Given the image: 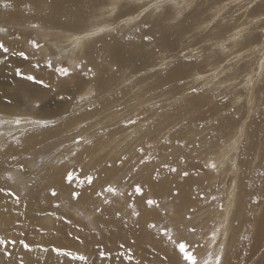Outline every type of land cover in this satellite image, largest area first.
Instances as JSON below:
<instances>
[{"label": "rangeland", "instance_id": "rangeland-1", "mask_svg": "<svg viewBox=\"0 0 264 264\" xmlns=\"http://www.w3.org/2000/svg\"><path fill=\"white\" fill-rule=\"evenodd\" d=\"M164 1L159 0L156 10L151 5L157 4L158 0L145 3L131 16H138L134 23L130 22L131 25L122 24L127 17L112 23L114 30H108L111 37L105 30L102 35H80L79 39L86 35L87 39L85 37L82 41L88 40L91 45L85 44L77 56L67 44L51 40L43 30L21 32L20 27L1 25L3 22H0V27L7 29L0 32V41L9 39L12 46L23 45H20L21 49L33 57L39 67L42 65L44 69L51 70L49 77L55 78L53 83L58 85L53 87L52 79L44 84L38 83L48 97L31 102L27 95L24 104V94L18 106L14 107L30 119L39 118L35 110L39 111L43 106L53 114L64 110L72 112L67 117L63 113L54 116L47 124L36 120L37 126L21 128L7 137L3 130L9 120L0 117V137H3L0 155L14 152V161L18 162L10 164L2 178L23 200V208L17 204L11 206L14 213L8 212L11 200L3 205L4 208L6 205L9 218L16 215V224L8 229V238H3L18 241L15 246L0 245V264H21V261L24 264H85L71 257L58 256L51 251L53 246L87 255V264H133L134 256H139L137 251L144 246L149 250L152 245L159 246L160 252H164L162 258L153 264H188L183 260L178 245L192 240L200 242L199 247L189 249L196 255L198 264H205V261L214 264L215 261L211 260L218 255L219 243L223 248H230L228 252L227 247L224 249L226 259L230 262L234 259V264H244L256 231L262 226L264 229V69L255 67L253 58L257 60L259 56L237 57L241 56L245 42L261 32L252 19L264 14V0H221L215 6L212 5L215 0H194L193 5L185 8L180 16L172 1ZM223 5L227 8L218 13L209 10ZM194 12H203L195 22L191 19ZM105 18L101 23L109 27ZM0 20L3 21L2 18ZM203 21L210 22L203 27L200 25ZM185 24H188L190 32L181 29ZM148 28L169 31L171 35L168 36L176 35L180 40L174 49L165 48L164 38L144 35L143 30ZM16 30L26 34L25 43L21 37L11 40ZM239 31H244L243 37L226 43ZM261 33L264 44V32ZM126 38L142 44L141 58L145 64L138 69L133 65L120 73L110 63L105 44L110 43L111 47ZM31 40H36L42 47L34 49ZM220 42H225L229 53H222L221 47H216ZM91 49L96 51H93L92 58H88L86 52L91 54ZM49 60L53 67L47 66ZM180 63H184V71L177 73ZM60 67L68 68L71 77H61ZM8 69L5 72L15 74L12 68ZM28 70L27 75H31L33 69ZM100 73H107L105 81L111 79L116 82L108 87V92L104 90L106 94L97 97L92 91ZM74 78L83 80L87 86L79 93L61 94L51 106L46 105L54 93L62 89L65 79L72 83ZM173 78L178 80L171 81ZM45 84L50 87H45ZM9 87L0 81V90L13 89ZM114 97L119 103L106 111V115L97 116L101 105L111 102ZM61 98H67V102L62 103ZM250 101L252 106L249 109ZM2 103L0 100L3 109L10 108ZM86 111L94 113L90 120L83 117ZM1 112L0 115H4ZM130 120L138 123L129 124ZM242 126L244 129L240 132ZM80 137L91 143H75L74 140ZM139 148L144 152H138ZM125 156L127 159L122 161ZM141 159L145 163L140 164ZM173 168L176 171H172ZM67 172L73 174L71 185L66 179ZM185 172L187 176L183 175ZM157 173L159 179L156 178ZM88 175L94 177L91 185L87 183ZM137 183L144 189L143 196L134 192ZM81 184L82 187H78ZM109 184L118 189V194L105 191ZM179 185L185 186V190L188 188L184 198ZM53 187L57 191L56 197L51 196ZM72 189L82 192L81 200L71 199ZM247 191L251 192L252 198L242 194ZM177 192L179 195H175ZM149 198L158 200L159 207L147 208L145 201ZM105 199L111 203L105 204ZM55 204H60V208L54 209ZM97 207L103 211H94ZM245 207L247 209L243 210ZM136 211L139 216L134 214ZM47 212H54V215ZM251 212L257 213L258 217ZM222 219L228 221L227 229ZM152 223L158 227H148ZM193 227L195 235L188 230ZM164 228L168 229L171 242L162 234ZM214 232L216 239L212 240ZM14 233L18 238H14ZM77 236L84 241L83 244L74 239ZM20 240L29 243L31 251L24 249ZM37 245L49 248V252H42ZM257 245H254L257 254L262 256L264 244ZM5 251L11 255H4ZM102 252L106 255L101 256Z\"/></svg>", "mask_w": 264, "mask_h": 264}, {"label": "bare ground", "instance_id": "bare-ground-1", "mask_svg": "<svg viewBox=\"0 0 264 264\" xmlns=\"http://www.w3.org/2000/svg\"><path fill=\"white\" fill-rule=\"evenodd\" d=\"M154 1H157V0H0V19L2 18V20H3V21L0 20V22H3V24H1V25H9V26L20 27L21 28V32H23L24 30H27V29H32L31 31H33L34 29L37 30V31L38 30H43L44 32L47 33V36H49L51 38V40L67 44L68 48L71 49L72 52H74L75 56H77V54L81 52V50H82V48H83V46L85 44H87L89 46L91 45L90 41H88V40H86L85 42L82 41V39H84L86 37L87 33H90L87 36H91V35H93V33L102 35V32H105V31H108V30H111V32H112V30H114V29H112V27L114 26V25H112V23H115V22L119 21L120 18L122 19L124 17H127V19L122 21V24H123V22H126L125 24L130 23V22L134 23V20L138 16H136V17H131V16H134L136 11L140 7H143L145 5V3H148V2L151 3V2H154ZM168 1H172L173 2L172 4H174L176 6V10L180 12V13L177 12L178 16L183 14V10L185 8L189 9L193 5V2H194V0H165L164 3L168 2ZM5 2L9 3L11 5V7H9V8L3 7V4ZM161 2H163V1H161ZM221 2H222L221 0H215L212 5L215 6V5H217V4L221 3ZM156 3H158V2H156ZM164 5H166V4H164ZM163 7H165V6H163ZM163 7H162V9H163ZM225 8H227V5H223L222 8L214 7V8L209 9V10H210V12L215 10L216 11L215 13H218L220 10H225ZM158 10L160 11V9H157V11ZM202 14H203V12H200V13L199 12H196V13L194 12L192 14L193 17L191 19L195 22V20H199L200 19L199 16L202 15ZM263 15L264 14H260L259 16H257V17L252 19V22L254 24L259 25V28H260L262 33L264 32V21L262 20V16ZM104 18L106 19L105 21L107 22V24L110 25L109 27H107L106 23H101L102 19H104ZM169 20H170V18H169ZM208 22H210V21H208ZM208 22L207 21H203L200 25H203V27H205ZM120 23L121 22H119V24ZM103 25H105V26H103ZM130 25H131V23H130ZM124 26H121V28H124ZM187 26H188V24H185L181 29L186 30V32H190L189 30H187ZM126 27H128V26L126 25ZM124 30H125V28H124ZM158 30H159L158 28L157 29L156 28H148L146 30H143V33H144V35H150V36H154V37L159 35L160 38H164L165 39V42H164L165 48L174 49L176 43L180 40V38L178 36H176V35L168 36V35H171V32H169V31H158ZM121 31H123V29ZM21 32L19 30H16V32H14L12 34L11 40H16V39L18 40V37H21L22 38L21 40L23 41V43H25V38L24 37H25L26 34L22 35ZM115 32L116 31H114V33ZM261 32H259V33L257 32V36L253 37L252 39H248L245 42V46L243 48V51H241L242 52L241 56L237 57V59L238 58H242L245 55L248 58H249V56L250 57L259 56L257 60H255L253 58V61H255L256 69L263 70L264 69V44L261 41L262 40V37L260 35ZM40 33H42V32L40 31ZM84 34H86L85 37L83 36L82 39H79L80 35H84ZM108 34H109V31H108ZM44 35H46V34H44ZM110 35H111V33L109 34V36ZM109 36H106V37H109ZM243 36H244V31H239V32H237L236 35L233 36L232 39H228V41L226 40L227 41L226 43H228V42H230L232 40L241 38ZM45 37L46 36H44V38ZM156 38H158V36ZM85 39H87V37ZM106 40H108V38ZM243 40H245V38ZM8 41H10V40L8 39ZM8 41H5V39L2 40V42H4L5 45L7 47H9L11 51H24L23 49H21L23 47V45L20 44L22 47L19 44H17V46H12V44L10 45V43ZM22 41H21V43H22ZM106 44H107V42H106ZM106 44H105V46L107 48L105 47V51L109 52L110 63L114 67L118 68V70H120V73H121V71H125V70L129 69L133 65H135L137 69L138 68H142L144 66L145 63L143 61V58H141V56L143 54L142 53L143 52L142 44L139 43L138 41H136L135 39H127V38L126 39H120L114 45H112L111 47H110V43H108L107 45ZM234 44H236V46L238 45V43H236V42ZM225 45H226L225 42H222V43L220 42V43H217L216 47H221V52L227 54V53H229L230 49L228 47L225 48ZM97 49H99V48L97 47ZM93 51H96V50H92L91 49V54L86 52V56L88 58L89 57L92 58L94 56V52ZM98 54H97V56H98ZM37 64L38 63L36 61H34L33 57L32 58L29 57V59L25 60L23 57H20V56H17V55L4 54V53L0 52V81H1V84L5 85L6 87L10 86L9 89L13 88L10 91L9 90L8 91L0 90V100H2V102L5 103V105L7 107H10L8 109H3L2 107H0V110L2 111L1 113L4 114V115H0V117H4V118L9 120L8 126L3 130V135L4 136H6V135L9 136V135H11V133L13 134V133H15L14 131H16V130L18 131L21 128L22 129L23 128L26 129V128H29L32 125L33 126H37L38 125L37 124L38 121H42L43 120V122L46 121L45 123L47 124V123H51L52 122V120L54 119V116H57V115L61 116L60 114L63 113V116L67 117L70 113H72V112H69V110H64L63 112H61L59 114H53L52 111H46L44 109V106H43L41 108V110H39V111L35 110L37 115L40 116V117L39 118L38 117H34V119H30V117H27V115H23V113H21L22 111L17 110L16 109L17 107H14V106H18V103L20 102L22 97H24V94H25V98L22 100V103L24 102V104H25V99H26L27 95L30 96V101L31 102H33L35 99L45 100L48 97L46 95V91H44L45 89L41 88V90H40V86H39V84L36 81H29V80L26 79V76L29 73L28 69H30V70L33 69V72L31 73V75L36 76L37 79H39V80L43 79L44 82H47L48 79H50V80L52 79L53 87H57L58 86V85L55 86L54 83H53L54 82L53 79L55 80V78L49 77L51 75V72H50L51 70L44 69L45 67L43 68L42 65H41V67H36ZM189 65L190 64L188 63V67H189ZM8 67L12 68L11 69L12 71H15L14 75L11 72H9V73H7V71L5 72L6 68L8 69ZM184 67H185L184 63H180V65L176 69L177 73H182L184 71ZM17 69H19L22 74L18 75L17 74ZM120 73H118V74H120ZM134 73H135V70L133 69L132 74H134ZM106 75H107V73L106 74H104V73L101 74L100 73L98 79L96 78L97 81L94 84L92 94L96 95L97 97L102 95V94H106V93H104V90H107V92H108V87L111 88V86L116 82V81L112 82L111 79H108V80L105 81ZM250 78L254 79V77H252V76H250ZM175 80H178V79H176V78L171 79V81H175ZM61 86H62V89L57 91V92H55L54 96H52L50 98V100L46 103V105L51 106L53 104V101L55 102L56 100H58V96H60L61 94L68 95V94L73 93V92L79 93L84 87L87 86V84L84 83L83 80H81L79 78H74L72 83H63V84H61ZM132 90L133 89H131V91ZM121 93H124V92H121ZM121 95H123V94H121ZM123 96L125 98V95H123ZM61 99H62L61 100L62 103L67 102V98H61ZM117 99H116V97H114V99L111 102L109 101V103H108L106 101L107 103H103V105H101V108L98 109L99 113H98L97 116L102 115V114L106 115V111L111 110V107L118 102ZM93 101L94 100H89V102H93ZM127 102H129V101H127ZM86 103H87V101H86ZM121 103H123V102H121ZM128 104L130 105V103H128ZM248 105H249V109H250V107L252 106V102L250 101ZM67 106L68 105L66 104L65 107H67ZM137 106H141V105L138 104ZM115 107H117V106H115ZM124 107H125V105H124ZM18 108H21V107L19 106ZM115 109H118V108H115ZM53 110L56 111L55 109H53ZM123 110H125V109H123ZM23 111H24V109H23ZM10 113H13V114H10ZM95 113H96V111H95ZM85 114L86 115H83V117H87L89 119V118H91V116H93L94 113L91 114V113L86 111ZM121 115H123V114H121ZM94 119H96V117H94ZM17 120H20L21 123L17 124L16 123ZM36 120H38V121H36ZM30 121H32V122H30ZM78 121L80 122V120H78ZM98 122H100V121H98ZM136 123H138V121H136ZM80 124H81V122H80ZM143 124H144V122H143ZM148 125H149V123H148ZM139 126H141V122H140ZM240 129H241L240 132H242L244 127L242 126ZM85 130L86 129H84V131ZM145 132L148 133L147 129H146ZM2 138L3 137H0V140ZM236 142H237V140H236ZM98 147H99V145H98ZM94 155H96V154H94ZM14 156H15V153L14 152H9V151L3 152L0 155V188L4 189V191H0V237H4V238H8V236L10 234L8 229L10 227L13 228V225L16 224V223H14V218H15L16 215H14L13 218H9V214L10 213H14V211L12 212V207L11 206H14L15 204H17L20 207L23 206L22 198H20V202L17 203L16 202V196H18L17 193L15 192V190L12 191L13 188L11 187V185L6 183L3 180V178H2V176H3L2 173H4L5 170L10 169L9 168L10 164L15 165V164L18 163L16 161H14V159H15ZM222 157H224V156H222ZM229 170H230V168H228V171ZM16 173H18V172H16ZM184 183H186V182H184ZM186 186H187V183H186ZM179 189H180V193L184 194V195H182V197L183 198L186 197L187 196L186 195L187 194L186 191L188 190V188L185 190V186L179 185ZM242 194L247 195L246 197H248V195H249L252 198V194L249 191L244 192ZM13 196H15V197H13ZM6 201H10V202H8V204H9L8 205L9 206L8 207L9 214L6 213V211H7V210H5L6 209V205H5V208L3 206L5 203H7ZM31 203H29V204H31ZM230 205L231 204H229V206ZM234 206H232V207H234ZM244 206H247V205H244ZM260 207H261V205H260ZM234 208H236V207H234ZM246 209H247V207H245L243 210H246ZM15 213H17V212H15ZM251 213H253V212H251ZM258 213H260V212H258ZM249 214H250V212H249ZM249 214H248V216H249ZM253 215L255 216V215H257V213L256 214L253 213ZM31 216H32V214L30 215V217ZM250 216H251V214H250ZM102 217H104V216H102ZM245 217H246V215H245ZM257 217H258V215H257ZM224 219H225V217H224ZM224 219H222V220H224ZM254 222L257 223L255 220H254ZM254 222H252V223H254ZM227 224H229L228 221L224 220L225 229H227ZM246 225H247V223H246ZM258 225H260V223ZM224 227H223V223H222V228H224ZM253 227H254L253 231H255L256 230L255 226L253 225ZM262 227H261L260 230L256 231V234L253 233V234L256 235V236L254 235L255 236V240H254V242H253V240H251V249H250V252H249L250 254L246 258H244V264H264V253H263L262 256H260V254L258 255L257 254L258 252H257L256 248L254 247V245H256V243L258 245H260V246H262L264 244L263 243L264 242V229ZM252 229H250V231ZM247 235H249V234L247 233ZM254 236H252V237H254ZM16 237L18 238V236H16V234H15L14 238H16ZM237 238H238V236H237ZM239 238H240V236H239ZM120 239H121V237H120ZM250 239H252V238L250 237ZM7 240H9V239H7ZM212 240H214V239H212ZM225 243H226V241H225ZM118 244H119V242H118ZM219 245H220V247H222L223 244L221 245L219 243ZM258 245H257V247H258ZM215 246H214V248H215ZM226 247L227 246H225L224 249ZM159 249H160V247L157 246V245H152L149 250H147L145 246L142 247L139 251H137V254L139 256H137V255L134 256L133 264H137V262H138V264H141V262H143V260H144V264H153V263L158 262V260L160 258H162V254H164L163 250H162V252H163L162 253V252H160ZM247 249H248V247H247ZM217 250H219V249H217ZM227 250L230 251V248L226 249V251ZM226 251H225V254H227V252H228V251L227 252ZM245 252H247V251H245ZM216 254H218V253L216 252ZM226 256H228V255H226ZM231 256H233V253L231 254ZM211 257H212V255H211ZM214 258H216V255H215ZM214 258H213V260H211L212 262L215 261ZM229 260L225 258L226 264H234L233 263V262H235L234 259H233V262L232 261L230 262ZM104 262H105V260H104Z\"/></svg>", "mask_w": 264, "mask_h": 264}, {"label": "snow or ice", "instance_id": "snow-or-ice-1", "mask_svg": "<svg viewBox=\"0 0 264 264\" xmlns=\"http://www.w3.org/2000/svg\"><path fill=\"white\" fill-rule=\"evenodd\" d=\"M3 7L9 8V7H11V5L9 3L5 2L3 4ZM151 7L158 8L159 7V0H158L157 4L151 5ZM6 31H7V29L5 27H0V32H6ZM146 38H148V37H146ZM30 43H31V45L33 46L34 49H40L42 47L39 43H37L36 40H31ZM0 52H2L4 54L17 55V56L23 57L25 60L29 59V56L24 51H11L10 48L7 47L5 45V43L2 42V41H0ZM47 66L48 67H53V64H52L51 60H49L47 62ZM36 67H39V64H37ZM89 71H91V69ZM58 72H59L61 77H64V78L71 77V73L69 72V69L66 68V67H60L58 69ZM17 74L18 75L22 74L19 69H17ZM26 79L29 80V81H36L39 84H44V80L43 79L37 80V77L34 76V75H27ZM64 82L67 83L68 82L67 79H65ZM45 87H50V85L45 84ZM38 106L39 105H37V107ZM16 123L19 124V123H21V121L17 120ZM128 123L129 124H135L136 121H131L130 120ZM74 142L77 143V144H80L81 142H84L86 144H90L91 143V141L84 140L83 137H80V139H78V140H74ZM137 151L140 152V153H143L144 149L143 148H139V149H137ZM126 159H127V157L125 156V157L122 158V161L126 160ZM139 163L140 164L145 163L144 159H141L139 161ZM172 171H176V169L173 168ZM183 175L187 176L188 173L185 172V173H183ZM156 178L159 179V173L156 174ZM9 179H11V177H9ZM66 179H67V182L69 183V185H71L73 183V174H72V172H67L66 173ZM93 181H94V177L92 175H88L87 176V183L89 185H91L93 183ZM78 187H82V184L78 185ZM0 191H4V189L0 188ZM105 191L107 193H109V194H114V195L118 194V189L116 187H113L111 184H109L105 188ZM134 192L136 194L141 195V196L144 195V189H143V187H142V185L140 183H137L134 186ZM82 195H83L82 192L78 191L76 189H72L70 191V197L73 200H76V201L81 200L82 199ZM97 195H102V193H97ZM175 195H179V193L177 192V193H175ZM51 196L52 197H56L57 196V191H56V189L54 187L51 189ZM16 202L17 203L20 202V197L19 196H16ZM104 203L108 204V203H111V201L105 199ZM145 203H146L147 208H149V209H152L154 207H156V208L159 207V201L156 200V199L149 198V199H147L145 201ZM53 207H54V209H59L60 208V204H55ZM94 211L102 212L103 209H100V208L97 207V208L94 209ZM48 214L49 215H54V212L53 213H48ZM117 214L119 215V213H117ZM134 214L136 216L140 215V213L138 211L134 212ZM56 218L59 219L60 217H56ZM188 219H191V217H188ZM69 223H70V221H69ZM148 227L155 229L158 226L155 223H152V224H149ZM188 230L193 235L196 234V229L194 227L193 228H189ZM161 232L171 242V236L169 235L168 229L164 228V229L161 230ZM74 239H76L80 244L84 243V241L81 240L79 238V236L75 237ZM213 239L214 240L216 239L215 232L213 233ZM16 243H17V241L15 239H13L11 241H8V240H5L3 237H0V245L11 244V245L15 246ZM19 243L23 245L24 249H28L29 251H31V246H30L29 243H26L24 240H20ZM199 244H200V242L198 240H192V241H188V242L179 243V245H178L179 252L183 254V260L188 262V264H198V260L196 258V255L193 252H191L189 249L190 248L199 247ZM37 247H39L41 249V251L44 252V253H48L49 252V248L44 247L43 245H37ZM51 251L56 253L58 256H64L66 258L67 257H71L72 260L83 261V262H85V264H87V261L89 259V257L87 255H85V254L79 253L78 251L77 252H73V251H70V250H66L62 246H53ZM4 255L10 256L11 254L8 253L7 251H5ZM100 255L101 256H105L106 253L102 252V253H100ZM129 259H131V257H129ZM21 264H24V261H21ZM137 264H138V262H137ZM205 264H211V262L210 261H205ZM214 264H226V262H225V252H224V248L223 247H221L219 249V252H218V255L215 258Z\"/></svg>", "mask_w": 264, "mask_h": 264}]
</instances>
